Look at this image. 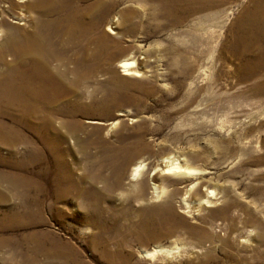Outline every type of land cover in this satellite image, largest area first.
<instances>
[{
  "label": "rangeland",
  "instance_id": "374dc122",
  "mask_svg": "<svg viewBox=\"0 0 264 264\" xmlns=\"http://www.w3.org/2000/svg\"><path fill=\"white\" fill-rule=\"evenodd\" d=\"M212 1L216 6L179 21L148 0H122L102 16L106 52L82 87L96 98L84 101L89 114L76 115L80 136L47 147L21 126L25 142L0 144V264H264L259 0ZM6 2L0 13L9 29L21 11ZM129 9L135 12L126 20ZM66 58L52 66L67 69L71 81L79 61L73 53ZM129 58L142 76L123 75L120 62ZM63 115H55L56 124ZM125 146L146 149L129 161ZM172 159L198 172L162 175ZM140 161L147 170L135 188L131 172ZM112 163L124 166L122 177ZM152 182L168 194L156 199ZM211 190L216 198L201 205ZM157 246L178 248L143 253Z\"/></svg>",
  "mask_w": 264,
  "mask_h": 264
},
{
  "label": "bare ground",
  "instance_id": "6f19581e",
  "mask_svg": "<svg viewBox=\"0 0 264 264\" xmlns=\"http://www.w3.org/2000/svg\"><path fill=\"white\" fill-rule=\"evenodd\" d=\"M81 1L86 3L79 8L75 6ZM121 1L7 0L3 7L7 9L18 6L21 17L13 21L15 26L8 29L5 24L6 17L3 12L0 13V144L15 147L16 143L25 142L27 138L22 133L21 126L32 127L31 129L38 134L47 147L56 146L57 141L53 139L80 136L83 122L76 120V115L89 114L90 105L85 104L84 101L90 96L91 102L94 103L96 98L94 93L82 92V87L85 81L98 72V63L106 52L104 50L107 35L99 32L102 16L112 12ZM154 1H159L157 7L159 13H165L164 15L169 13L174 21L182 20L184 13L216 6L212 0L200 4H196L194 0H148L151 4ZM256 7L258 26L255 28L258 32L257 38H261L264 37V0H259ZM134 12L133 9L126 10L123 16L129 20V16ZM115 21H118V18L115 17ZM115 28L109 25L107 32L118 36ZM71 53L79 61L75 68L78 77L67 81V69H58L52 66V62L58 59L66 62V57ZM119 67L122 68L124 76L143 75L136 59H124ZM118 80L122 82L121 79ZM100 102L101 105L105 104L104 100ZM124 114L119 113L121 116ZM55 115L60 117L63 115L61 124H56ZM6 117L13 119L12 124L5 122ZM33 118L37 121L33 122ZM143 147L132 149L125 146L121 151L125 152L124 158L131 161L146 149ZM112 164L115 170L120 172L119 177H122L124 166L121 163L117 164L118 166ZM146 170L147 164L144 161L133 166L131 179L135 182V188L139 180L144 177ZM161 172L167 177L186 179L195 175L198 170L172 159L166 161ZM70 178L65 176V179L69 181ZM86 179L87 176H83L82 180ZM152 194L156 199H162L168 194V190L163 185L153 183ZM215 196V192L211 190L201 205L212 203L210 198ZM2 198L3 191L0 187V200ZM184 202L189 208L190 203L186 198ZM145 224L149 223L145 222ZM173 249L157 246L152 251L143 253L147 257H155L159 254L172 253ZM28 263L27 260L25 264Z\"/></svg>",
  "mask_w": 264,
  "mask_h": 264
}]
</instances>
